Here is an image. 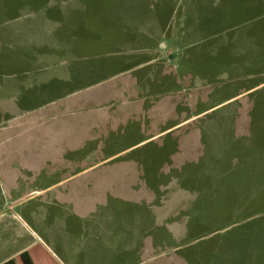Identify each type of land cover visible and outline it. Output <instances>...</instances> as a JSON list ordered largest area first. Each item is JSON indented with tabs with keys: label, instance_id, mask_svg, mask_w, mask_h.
Here are the masks:
<instances>
[{
	"label": "rangeland",
	"instance_id": "1",
	"mask_svg": "<svg viewBox=\"0 0 264 264\" xmlns=\"http://www.w3.org/2000/svg\"><path fill=\"white\" fill-rule=\"evenodd\" d=\"M22 4L43 51L75 38L73 92L0 108L3 188L75 197L59 259L264 264V0H0V31Z\"/></svg>",
	"mask_w": 264,
	"mask_h": 264
},
{
	"label": "crops",
	"instance_id": "2",
	"mask_svg": "<svg viewBox=\"0 0 264 264\" xmlns=\"http://www.w3.org/2000/svg\"><path fill=\"white\" fill-rule=\"evenodd\" d=\"M244 4L245 8L251 5L257 8L258 3L250 2L249 4L244 1ZM16 9L11 25L8 27L10 30L0 31V108L5 112L12 109L14 115L20 113L17 108L27 110L38 105L35 103L49 99H52V102L58 99V97L49 96L50 89H63L68 93L75 85L73 84V81L75 82V38L70 42L60 40L67 44H56L58 45L55 48L56 51H43L42 48L46 47L45 41L42 39L38 44H34L32 43L34 37L31 34L32 29L41 27V21L40 23L26 21L30 13L36 9L28 4L19 5ZM17 27L23 30L19 38L16 36ZM7 46L10 48L12 46L11 49H15L14 53L8 51L10 48ZM37 46H39L35 52L37 54L32 55ZM57 66L59 69L56 70ZM8 67L12 71L8 72ZM49 69H54L52 70L54 73L51 74L54 79L52 83V79H48ZM61 85L65 87L62 88ZM121 177L124 178V176ZM59 183L29 189L21 194L14 191L15 183L9 185L6 191L3 183L0 182V187L3 188L0 198V225L4 226L1 230L9 234V237L7 233L2 236L0 230V264L5 262L48 264L46 257L50 254L59 264H64L49 246L48 241L49 239L52 242L55 241L54 243L63 249L68 247L64 245L68 240L72 242L75 238V197L49 195ZM64 194L67 192L62 191L59 195ZM17 207L24 208L25 218L15 212L10 213ZM63 237L65 239L67 237V240ZM17 242L22 244L18 246ZM10 245L13 249H10Z\"/></svg>",
	"mask_w": 264,
	"mask_h": 264
},
{
	"label": "trees",
	"instance_id": "3",
	"mask_svg": "<svg viewBox=\"0 0 264 264\" xmlns=\"http://www.w3.org/2000/svg\"><path fill=\"white\" fill-rule=\"evenodd\" d=\"M2 264H8V263L5 262V263H2Z\"/></svg>",
	"mask_w": 264,
	"mask_h": 264
}]
</instances>
